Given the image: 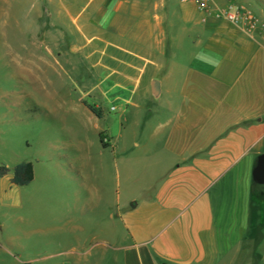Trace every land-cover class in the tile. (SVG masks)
<instances>
[{
  "label": "crops",
  "instance_id": "1",
  "mask_svg": "<svg viewBox=\"0 0 264 264\" xmlns=\"http://www.w3.org/2000/svg\"><path fill=\"white\" fill-rule=\"evenodd\" d=\"M215 1L251 13L262 30L248 38L216 18L202 23L193 5L176 9L172 0H0V22L26 24L35 33L28 41L46 50L45 66L77 56L106 72L97 81L114 80L124 92L122 124L106 149L122 158L124 186L97 196L81 186L80 219L70 220L90 226L107 264H255L264 257V194L253 196V170L264 156V0ZM94 88L93 109L101 108ZM147 99L156 103L149 110L139 105ZM12 178H0V216L24 208ZM2 219L0 264H32L11 254L23 248L24 233L10 236Z\"/></svg>",
  "mask_w": 264,
  "mask_h": 264
},
{
  "label": "rangeland",
  "instance_id": "2",
  "mask_svg": "<svg viewBox=\"0 0 264 264\" xmlns=\"http://www.w3.org/2000/svg\"><path fill=\"white\" fill-rule=\"evenodd\" d=\"M174 5L177 9L178 4ZM25 29L26 24L20 29L7 27L4 17L0 22V167L13 170L28 162L35 173L31 186L14 189L15 201L24 208L0 216L10 236L24 233L18 242L23 248L20 252L10 249L11 254H22L32 264H107L108 258L100 255L101 244L91 240L90 226L81 221L72 225L70 220L80 219L74 204L81 186H88L95 196L102 195L104 187L117 192L124 186L122 158L106 150L113 146L111 141L122 124L118 107L124 92L115 87L114 80L97 81L106 72L93 70L77 56L45 66L46 50L28 41L35 33ZM49 51H56L53 56L69 52ZM188 55L187 51L180 59ZM97 85L102 103L94 110L100 119L84 107L93 109ZM139 105L150 109L156 103L147 99ZM135 135L129 131V137ZM143 136L149 138L151 128H144ZM145 174L148 181V171ZM135 175L139 179L140 174ZM74 227L84 232H73ZM255 264H264V257L260 261L256 257Z\"/></svg>",
  "mask_w": 264,
  "mask_h": 264
},
{
  "label": "built area",
  "instance_id": "3",
  "mask_svg": "<svg viewBox=\"0 0 264 264\" xmlns=\"http://www.w3.org/2000/svg\"><path fill=\"white\" fill-rule=\"evenodd\" d=\"M178 5H193L201 16V22L206 23L208 18H216L228 23L248 38L262 30L258 20L249 12L233 4L218 7L215 0H172Z\"/></svg>",
  "mask_w": 264,
  "mask_h": 264
},
{
  "label": "trees",
  "instance_id": "4",
  "mask_svg": "<svg viewBox=\"0 0 264 264\" xmlns=\"http://www.w3.org/2000/svg\"><path fill=\"white\" fill-rule=\"evenodd\" d=\"M92 112L98 117L94 109H92ZM99 138L102 144V135H100ZM10 173L13 174L12 184L18 188L28 187L34 180L33 165L28 162L20 163L13 170L8 169L7 167H0V178H4ZM261 194L264 193H258L253 189V196L258 197L259 195L261 196Z\"/></svg>",
  "mask_w": 264,
  "mask_h": 264
},
{
  "label": "water",
  "instance_id": "5",
  "mask_svg": "<svg viewBox=\"0 0 264 264\" xmlns=\"http://www.w3.org/2000/svg\"><path fill=\"white\" fill-rule=\"evenodd\" d=\"M158 86L157 82H153L152 90L155 91ZM154 98L158 96L153 94ZM253 187L257 192L264 193V156L257 159L253 170Z\"/></svg>",
  "mask_w": 264,
  "mask_h": 264
}]
</instances>
